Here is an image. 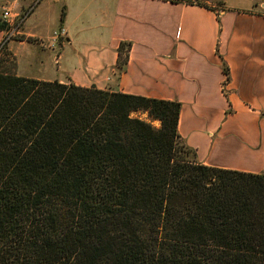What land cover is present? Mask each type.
I'll list each match as a JSON object with an SVG mask.
<instances>
[{
  "label": "trees",
  "instance_id": "obj_1",
  "mask_svg": "<svg viewBox=\"0 0 264 264\" xmlns=\"http://www.w3.org/2000/svg\"><path fill=\"white\" fill-rule=\"evenodd\" d=\"M130 49L119 42V73ZM4 62L0 264H264V175L198 163L180 103L23 78Z\"/></svg>",
  "mask_w": 264,
  "mask_h": 264
},
{
  "label": "crops",
  "instance_id": "obj_2",
  "mask_svg": "<svg viewBox=\"0 0 264 264\" xmlns=\"http://www.w3.org/2000/svg\"><path fill=\"white\" fill-rule=\"evenodd\" d=\"M218 1L223 9L210 11L162 0H0V23L3 9L26 14L6 45L16 76L178 102L177 132L198 163L264 175V0ZM60 29L62 41L51 42ZM120 41L131 49L119 73Z\"/></svg>",
  "mask_w": 264,
  "mask_h": 264
},
{
  "label": "built area",
  "instance_id": "obj_3",
  "mask_svg": "<svg viewBox=\"0 0 264 264\" xmlns=\"http://www.w3.org/2000/svg\"><path fill=\"white\" fill-rule=\"evenodd\" d=\"M26 14H15L8 9H3L1 12V21L5 24L6 30L4 32V41H8L11 37L18 35L20 25L22 24L23 19ZM64 37V30L60 29L54 31L51 34L50 41L56 42L57 40H62ZM53 45L51 44V47Z\"/></svg>",
  "mask_w": 264,
  "mask_h": 264
},
{
  "label": "rangeland",
  "instance_id": "obj_4",
  "mask_svg": "<svg viewBox=\"0 0 264 264\" xmlns=\"http://www.w3.org/2000/svg\"><path fill=\"white\" fill-rule=\"evenodd\" d=\"M60 1H89V0H60ZM189 1L196 3L197 5L206 6L209 8H211L210 6H215V8H216L219 5L218 0H189ZM17 37L18 36H13L9 40H12V39L17 38ZM9 40L6 42L8 43ZM60 41H62V40H60ZM0 60L5 61L4 66L7 68L9 67V65L11 63H15L14 57H13L12 53L7 49V46L5 49H0ZM137 116L143 120L148 121L147 116L144 113H138ZM151 124H153V123H151Z\"/></svg>",
  "mask_w": 264,
  "mask_h": 264
}]
</instances>
